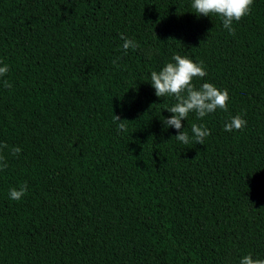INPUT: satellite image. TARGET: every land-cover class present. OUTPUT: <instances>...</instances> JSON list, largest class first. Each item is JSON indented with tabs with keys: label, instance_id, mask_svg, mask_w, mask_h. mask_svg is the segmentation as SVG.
Returning <instances> with one entry per match:
<instances>
[{
	"label": "trees",
	"instance_id": "trees-1",
	"mask_svg": "<svg viewBox=\"0 0 264 264\" xmlns=\"http://www.w3.org/2000/svg\"><path fill=\"white\" fill-rule=\"evenodd\" d=\"M191 3L0 0V264L264 258V0L235 35ZM121 34L138 48L125 54ZM174 54L204 62L197 87L230 94L227 111L182 121L190 137L210 129L204 145L162 121L175 97H157L150 74ZM237 114L246 127L225 131Z\"/></svg>",
	"mask_w": 264,
	"mask_h": 264
},
{
	"label": "clouds",
	"instance_id": "clouds-1",
	"mask_svg": "<svg viewBox=\"0 0 264 264\" xmlns=\"http://www.w3.org/2000/svg\"><path fill=\"white\" fill-rule=\"evenodd\" d=\"M254 0H192L191 7L199 16H218L222 19L223 28L230 35H235L234 22H239L252 10ZM125 54L129 48L135 50L138 44L135 40L121 34ZM202 43V42H201ZM115 62V61H114ZM2 63V62H0ZM9 72L8 65L0 66V77ZM207 71L203 61L196 62L187 55L174 54L171 62H167L159 71L153 70L150 74V83L155 89L157 97H175V103L166 110L173 115L164 117L162 120L166 128H175L178 135L174 136L178 141L189 144L195 141L196 144L205 143V138L211 135L210 129L204 125L193 123L191 126L192 136L184 128L182 121L186 120L190 113H195L198 119L216 112L218 109L227 111L230 94L227 89H221L214 83L205 82L197 87L193 81L203 79ZM5 86L11 85L5 81ZM146 114V113H145ZM114 121L117 122L118 130L127 132V119L121 120L119 115L114 113ZM247 121L239 114L231 117L224 125L227 132L240 131L246 127ZM181 129H183L181 131ZM6 145L0 146L2 148ZM22 149L19 146L11 149L12 155H18ZM5 158L0 155V168H7ZM28 183L25 182L19 188L12 187L9 190V198L20 200L28 191ZM239 264H264V258H253L251 253L243 256Z\"/></svg>",
	"mask_w": 264,
	"mask_h": 264
},
{
	"label": "rangeland",
	"instance_id": "rangeland-1",
	"mask_svg": "<svg viewBox=\"0 0 264 264\" xmlns=\"http://www.w3.org/2000/svg\"><path fill=\"white\" fill-rule=\"evenodd\" d=\"M148 53H150V51H148Z\"/></svg>",
	"mask_w": 264,
	"mask_h": 264
}]
</instances>
